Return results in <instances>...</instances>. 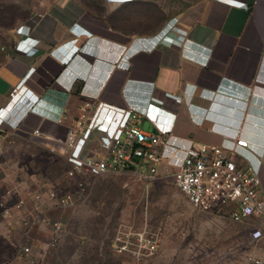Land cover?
Listing matches in <instances>:
<instances>
[{
	"label": "crops",
	"instance_id": "0c3cea01",
	"mask_svg": "<svg viewBox=\"0 0 264 264\" xmlns=\"http://www.w3.org/2000/svg\"><path fill=\"white\" fill-rule=\"evenodd\" d=\"M19 25L25 32L0 46V202L27 204L4 217L7 236L22 232L46 157H63L50 148L99 93L137 112L151 102L175 114L165 159L169 142L245 138L232 157L257 168L264 201V0H51Z\"/></svg>",
	"mask_w": 264,
	"mask_h": 264
},
{
	"label": "built area",
	"instance_id": "2783aa9c",
	"mask_svg": "<svg viewBox=\"0 0 264 264\" xmlns=\"http://www.w3.org/2000/svg\"><path fill=\"white\" fill-rule=\"evenodd\" d=\"M15 32L24 33L25 29L19 25ZM15 49L21 50L16 46ZM26 79L25 76L11 87L10 98L16 96ZM169 94L172 93H166ZM143 119L152 125L151 130L141 128ZM174 120L175 114L151 102L143 112H137L124 102L107 99L102 93L84 100L64 140L59 147L50 148L65 158V177L73 182V187L60 192L47 186L43 192L33 193L28 215L21 216L23 229L16 240L15 255L26 263L34 262L32 246L24 241L34 227L47 231L50 247L60 240L62 221L39 211L42 202H52L61 209L74 206L90 195L98 177L107 174L127 173L148 181L157 178L164 168V148ZM34 132L37 134L38 130ZM230 139L231 146L203 142L186 146L180 163L171 173V181L194 209L229 214L233 221L261 218V227L251 233L252 240H259L264 237L260 176L257 168L250 164L238 165L232 157L236 148H248V140L237 135ZM26 204L23 198L11 206L1 201V214L9 217L12 209L21 210ZM159 243L158 231H118L112 238V249L142 259L154 255ZM241 264H264V257L248 252Z\"/></svg>",
	"mask_w": 264,
	"mask_h": 264
},
{
	"label": "rangeland",
	"instance_id": "374dc122",
	"mask_svg": "<svg viewBox=\"0 0 264 264\" xmlns=\"http://www.w3.org/2000/svg\"><path fill=\"white\" fill-rule=\"evenodd\" d=\"M42 1L51 0H0V46L9 44L15 28L40 11ZM141 128L148 131L151 126L143 120ZM169 145L171 151L157 178L103 175L94 181L85 200L69 208H51L48 216L62 221L60 240L50 247L47 231L34 227L35 234L24 240L32 246L35 260L31 264H104L107 260L110 264H241L248 252L264 257V237H251L262 220L233 221L229 214L200 211L187 202L171 181L186 145ZM46 159V175L31 184V193L43 192L47 186L60 192L71 189L73 182L65 177V158L48 155ZM4 220L0 214V264H30L15 255L17 237L7 236ZM143 230L159 232L154 255L137 259L112 249L116 232Z\"/></svg>",
	"mask_w": 264,
	"mask_h": 264
},
{
	"label": "trees",
	"instance_id": "16d2710c",
	"mask_svg": "<svg viewBox=\"0 0 264 264\" xmlns=\"http://www.w3.org/2000/svg\"><path fill=\"white\" fill-rule=\"evenodd\" d=\"M104 264H110V261L109 260H107Z\"/></svg>",
	"mask_w": 264,
	"mask_h": 264
}]
</instances>
